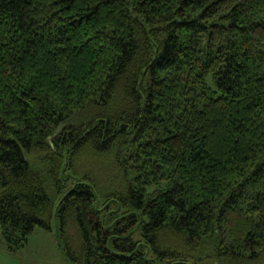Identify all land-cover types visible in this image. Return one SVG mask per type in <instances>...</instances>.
Here are the masks:
<instances>
[{"label": "trees", "instance_id": "obj_1", "mask_svg": "<svg viewBox=\"0 0 264 264\" xmlns=\"http://www.w3.org/2000/svg\"><path fill=\"white\" fill-rule=\"evenodd\" d=\"M70 264H264V0H0V232Z\"/></svg>", "mask_w": 264, "mask_h": 264}, {"label": "rangeland", "instance_id": "obj_2", "mask_svg": "<svg viewBox=\"0 0 264 264\" xmlns=\"http://www.w3.org/2000/svg\"><path fill=\"white\" fill-rule=\"evenodd\" d=\"M0 264H70L62 254L53 231L35 228L27 242L10 251L0 232Z\"/></svg>", "mask_w": 264, "mask_h": 264}]
</instances>
